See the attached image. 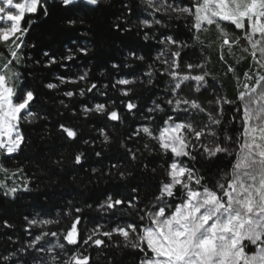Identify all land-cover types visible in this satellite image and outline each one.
<instances>
[{"label": "snow or ice", "instance_id": "6c2138e0", "mask_svg": "<svg viewBox=\"0 0 264 264\" xmlns=\"http://www.w3.org/2000/svg\"><path fill=\"white\" fill-rule=\"evenodd\" d=\"M112 9L98 38L89 14ZM176 20L187 38L168 31ZM133 35L144 42L141 54L126 43ZM112 47L127 52L112 69L142 71L103 89L130 98L119 101L123 110L113 100L77 111L68 101L98 84L89 71L69 78L50 70L104 60ZM68 84L85 86L62 90ZM136 85L160 91L141 107ZM53 93L67 98L56 114L68 118L55 125ZM93 115L115 122L112 131L104 124L88 138ZM129 117L139 122L120 131ZM53 128L69 156L53 158L36 143L52 140ZM34 149L29 175L20 160ZM89 149L115 162L85 167ZM0 174L4 229L15 227L7 205L39 191L42 176L52 189L115 185L95 206L69 199L57 218L25 215L31 238L13 241L3 264H264V0H0ZM86 208L104 222L84 225Z\"/></svg>", "mask_w": 264, "mask_h": 264}, {"label": "trees", "instance_id": "16d2710c", "mask_svg": "<svg viewBox=\"0 0 264 264\" xmlns=\"http://www.w3.org/2000/svg\"><path fill=\"white\" fill-rule=\"evenodd\" d=\"M139 2V0H138ZM115 9L109 11H102L95 14H89L94 19V26L97 32L98 38H104L107 36L109 24L113 22L112 12ZM78 15H85L83 9L77 12ZM147 15V13H145ZM135 23V21H133ZM84 31V28L80 29ZM172 34L179 36L182 39L187 38L189 35L187 28L185 27L184 20H176L171 22L170 29H168ZM75 35H79V33H75ZM67 43V42H66ZM130 46L135 48L138 54H141L145 51L143 47V41L139 36L133 35L128 38L126 41ZM154 44V42H152ZM154 54V50H153ZM127 55V52H121L119 48L112 47L108 48L105 51L104 60H87L83 58H78L75 64L68 69L61 68L60 66H53L50 70L53 77L56 75H66L69 78H75L83 71H89V80L91 82H95L98 84V90H94V93H88L84 97H74L71 101H68L70 104L74 106V108L79 111L83 104H95L100 102H106L109 106L112 105V101H117V105L123 110V105L119 104L120 100H127L130 97H123L120 93L109 86L107 89H103L104 84H109L114 82V80L118 77L128 76L131 78L132 75L140 76L141 69L136 65H133L131 68H122L119 72L111 68V63H121L123 61V57ZM48 71V70H46ZM225 88L224 90L232 95V84L230 81H224ZM84 84H68L63 85V89L69 90H79V88L84 87ZM121 87V86H118ZM136 95H138L137 102L141 105V107L150 105L152 99L156 98V94L160 91V89L152 88L151 90H143L141 91V87L139 85L135 86ZM103 90L107 92V95H100L99 91ZM54 99L49 101L48 108L51 113V124L55 125L58 120L68 118L67 115L65 117L57 116V109H61L59 105L60 99H66L63 96L52 94ZM61 111H64L61 109ZM139 121L133 120L132 118H128L126 122V126L122 127L120 131H125L128 126L134 127ZM88 123V127L86 129L85 135L88 136V133H91V136L88 138H94L98 135L96 129L104 124L108 125V131H112V124L115 122H109L104 117H97L93 115L92 119ZM33 137L35 139V133H33ZM36 143H43L44 150L48 151L50 155L55 158L58 154H63L64 156H69L73 149H70L63 141L56 137L54 128H53V139L50 141H36ZM83 147V145H81ZM96 147L100 148L101 145L99 141H96ZM39 150L26 151L24 156L21 157L20 163L22 166L28 171V174L31 175L33 171H35L34 166L30 163L31 159H34L38 154ZM115 162V158L112 157L111 153H109L103 161H98L97 158L92 154V150H88V159L85 164V167H100L107 168L110 163ZM83 175V172L80 173ZM0 179H6L2 174H0ZM71 179V177H69ZM43 183H41L40 190L35 191L31 194H25L21 199L12 202L7 205V211L3 213L6 215L8 220L15 225L13 229H4L0 227V254H10L15 246L13 241L16 243L26 242L31 237L27 236L23 231L22 225L25 223L23 217L25 215L35 216L37 218H57V214L63 213L66 211L64 205L69 199H72L76 204L80 206H85V201L89 204H93L95 206L96 201L99 198H102L104 194L108 191H111L115 185L107 184L101 182L100 184H90L87 189H84L83 185L73 184L72 187H66L61 185L58 188L52 189L47 186V178L41 177ZM11 182V181H9ZM16 182H19L17 179ZM46 193V194H45ZM2 198V197H0ZM47 214V215H46ZM85 219L83 221L84 225H90L93 221L103 223L104 217H102L99 213L94 211V209H85L83 213ZM11 236V241L9 237ZM94 253L97 251L95 249H90ZM97 260H100V257L97 255ZM0 264H3L0 261Z\"/></svg>", "mask_w": 264, "mask_h": 264}]
</instances>
